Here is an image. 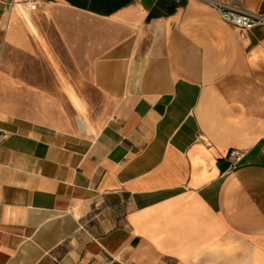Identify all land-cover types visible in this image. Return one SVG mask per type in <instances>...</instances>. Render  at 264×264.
Here are the masks:
<instances>
[{
	"label": "crops",
	"instance_id": "0c3cea01",
	"mask_svg": "<svg viewBox=\"0 0 264 264\" xmlns=\"http://www.w3.org/2000/svg\"><path fill=\"white\" fill-rule=\"evenodd\" d=\"M27 2L0 0V58ZM30 16L86 58L104 108L88 138L0 118V264H203L219 248L264 264V28L239 34L196 0H39Z\"/></svg>",
	"mask_w": 264,
	"mask_h": 264
},
{
	"label": "rangeland",
	"instance_id": "374dc122",
	"mask_svg": "<svg viewBox=\"0 0 264 264\" xmlns=\"http://www.w3.org/2000/svg\"><path fill=\"white\" fill-rule=\"evenodd\" d=\"M15 17L17 21L0 58V118L50 128L62 137L88 138L78 131L76 117L85 115L93 127L94 118L104 107L103 97L92 85L88 63H84L86 58L75 62L69 56L57 26H38L36 29H41L35 30L36 36L20 14ZM31 23L34 26L32 18ZM69 92L78 99L81 112L72 103ZM234 153L240 156V152ZM233 243L242 245L243 241L234 239ZM213 250L201 256L203 264H225V248ZM249 252L250 264H258L257 249L251 248ZM235 256L234 263L241 264L242 255Z\"/></svg>",
	"mask_w": 264,
	"mask_h": 264
},
{
	"label": "built area",
	"instance_id": "2783aa9c",
	"mask_svg": "<svg viewBox=\"0 0 264 264\" xmlns=\"http://www.w3.org/2000/svg\"><path fill=\"white\" fill-rule=\"evenodd\" d=\"M204 4L210 10H213L218 18L224 24H227L241 33L249 32L257 27L264 28V14H257L239 9L234 6L229 0H196ZM39 5V0H28L24 5L27 6L30 12L36 10ZM238 154L232 152L230 154V167L236 162Z\"/></svg>",
	"mask_w": 264,
	"mask_h": 264
},
{
	"label": "bare ground",
	"instance_id": "6f19581e",
	"mask_svg": "<svg viewBox=\"0 0 264 264\" xmlns=\"http://www.w3.org/2000/svg\"><path fill=\"white\" fill-rule=\"evenodd\" d=\"M13 12L15 15L20 14L24 18L25 22L27 23V26L32 31V33L37 36L35 28L31 23V16H30V11H29L28 7L17 4L14 7ZM69 96H70L71 101L74 104V106L77 108V110H79L81 112V105H80L78 99L71 92H69ZM76 125L78 128V131L81 134H85L88 136L95 135V130L93 129L91 123L88 121V119L85 115L80 114L79 116L76 117Z\"/></svg>",
	"mask_w": 264,
	"mask_h": 264
},
{
	"label": "water",
	"instance_id": "95a60500",
	"mask_svg": "<svg viewBox=\"0 0 264 264\" xmlns=\"http://www.w3.org/2000/svg\"><path fill=\"white\" fill-rule=\"evenodd\" d=\"M217 168L220 172H224L230 168V163L225 160L218 161Z\"/></svg>",
	"mask_w": 264,
	"mask_h": 264
}]
</instances>
